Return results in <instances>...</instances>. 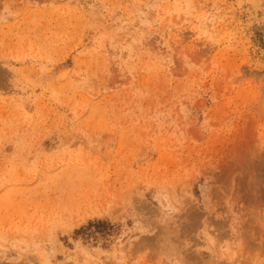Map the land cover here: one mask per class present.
<instances>
[{"label":"rangeland","instance_id":"1","mask_svg":"<svg viewBox=\"0 0 264 264\" xmlns=\"http://www.w3.org/2000/svg\"><path fill=\"white\" fill-rule=\"evenodd\" d=\"M218 263L264 264V0H0V264Z\"/></svg>","mask_w":264,"mask_h":264},{"label":"bare ground","instance_id":"2","mask_svg":"<svg viewBox=\"0 0 264 264\" xmlns=\"http://www.w3.org/2000/svg\"><path fill=\"white\" fill-rule=\"evenodd\" d=\"M215 226H216V225H215ZM256 233H257V232H256ZM184 243H185V242H184ZM186 244H187V243H186ZM186 244H185V245H186ZM173 247H174V246H173ZM170 250H171V249H170ZM197 260H198V259H197ZM231 260H232V259H231ZM235 261H236V260H235ZM192 262H193V261H192ZM229 262H230V261H229ZM240 262H242V261H240ZM199 263H200V262H199ZM232 263H233V262H232ZM218 264H219V263H218ZM228 264H229V263H228Z\"/></svg>","mask_w":264,"mask_h":264},{"label":"trees","instance_id":"3","mask_svg":"<svg viewBox=\"0 0 264 264\" xmlns=\"http://www.w3.org/2000/svg\"><path fill=\"white\" fill-rule=\"evenodd\" d=\"M98 223H99V221H98Z\"/></svg>","mask_w":264,"mask_h":264}]
</instances>
